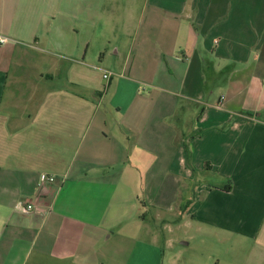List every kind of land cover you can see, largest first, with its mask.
Segmentation results:
<instances>
[{"label": "crops", "instance_id": "crops-1", "mask_svg": "<svg viewBox=\"0 0 264 264\" xmlns=\"http://www.w3.org/2000/svg\"><path fill=\"white\" fill-rule=\"evenodd\" d=\"M104 1L0 0V264H160L169 213L264 264V0Z\"/></svg>", "mask_w": 264, "mask_h": 264}, {"label": "rangeland", "instance_id": "rangeland-1", "mask_svg": "<svg viewBox=\"0 0 264 264\" xmlns=\"http://www.w3.org/2000/svg\"><path fill=\"white\" fill-rule=\"evenodd\" d=\"M143 3L144 0H132L131 6L139 14ZM104 5L105 10H111L114 7L111 0H105ZM101 13L103 16L97 21L99 29L92 35L103 42L107 37H116L117 32L109 30L110 26L112 28L116 26L115 21L108 23L107 15ZM39 34L43 40V33ZM92 47L93 42L90 50ZM107 48L110 49L111 47L108 46ZM35 53L43 55L42 53ZM90 59L87 62L91 64L96 60V58L92 61ZM111 64V62L106 61L101 65L97 64V66L109 72ZM41 68L43 69V66ZM36 72L35 70L32 74L34 75ZM173 217L170 213L166 214L165 219L170 220L168 223H160V221L158 223L151 216L147 221V229L160 236V250L162 252L160 264H254L251 240L245 239L241 243L234 244L232 238H227L223 242L218 240L215 235L204 230L201 231L197 223H193V226L192 224L183 226L184 222L182 224L181 222H171ZM166 240H170V246H168V242L165 243ZM183 242H188V245H183ZM134 243L135 241L114 236L111 240L97 247V257L105 259L107 264H127ZM110 257H114L115 261L111 260ZM146 264H157V260L153 256H149L146 258Z\"/></svg>", "mask_w": 264, "mask_h": 264}, {"label": "built area", "instance_id": "built-area-1", "mask_svg": "<svg viewBox=\"0 0 264 264\" xmlns=\"http://www.w3.org/2000/svg\"><path fill=\"white\" fill-rule=\"evenodd\" d=\"M8 39L7 38H0V43H7ZM111 76H113V73L111 72H107L104 71V77L106 79H109ZM218 108H221V104L218 105ZM56 182V177L53 175H49V174H41L40 176V181H39V187L40 188H44L46 186H50V185H54ZM35 207L33 206V204H25V203H19L16 207H15V211L21 215H30L34 212Z\"/></svg>", "mask_w": 264, "mask_h": 264}, {"label": "trees", "instance_id": "trees-1", "mask_svg": "<svg viewBox=\"0 0 264 264\" xmlns=\"http://www.w3.org/2000/svg\"><path fill=\"white\" fill-rule=\"evenodd\" d=\"M220 188H221V187H220ZM222 189L229 191V190H231V186H230V185H227V186H225V187H222Z\"/></svg>", "mask_w": 264, "mask_h": 264}]
</instances>
